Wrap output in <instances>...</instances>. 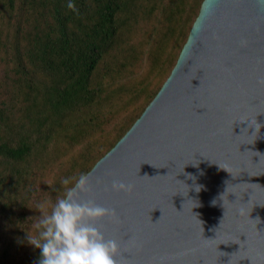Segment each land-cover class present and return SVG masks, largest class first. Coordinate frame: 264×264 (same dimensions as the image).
Returning <instances> with one entry per match:
<instances>
[{
	"label": "water",
	"instance_id": "water-1",
	"mask_svg": "<svg viewBox=\"0 0 264 264\" xmlns=\"http://www.w3.org/2000/svg\"><path fill=\"white\" fill-rule=\"evenodd\" d=\"M259 80L264 0H202L167 78L85 174L82 199L119 218L95 224L117 264H264Z\"/></svg>",
	"mask_w": 264,
	"mask_h": 264
},
{
	"label": "trees",
	"instance_id": "trees-1",
	"mask_svg": "<svg viewBox=\"0 0 264 264\" xmlns=\"http://www.w3.org/2000/svg\"><path fill=\"white\" fill-rule=\"evenodd\" d=\"M16 1L0 0V7H6L10 14L14 11L13 4ZM201 2L202 0H18L19 15L30 10L34 19L30 26L23 25L25 19L17 18L13 22L14 41L7 45L6 50L12 64L10 81L24 91L23 102L31 111L25 106L30 114L26 115L25 127L24 124H17L21 121L13 124L8 113L0 108V158L17 163L25 161L34 149H45L49 142L55 141V153L64 145L69 148L71 145L81 144L82 139L106 119L105 114L99 113L101 109L109 107L112 95L108 86L110 84H104L101 76L112 80L118 69L122 68L123 62L115 68L109 64H113L125 51V47L122 48L125 43L122 37L132 36L138 26L152 21L149 25L154 26L146 28L147 33L138 40L139 45L145 48L144 51L149 50L148 66L142 69L135 67V74L127 84L121 82L116 86L112 85L115 95L124 94L126 98L129 97L127 100L131 98V102L135 103H139L138 98L144 100L127 121L120 123L103 152L95 157L89 152L81 153L78 162H71L73 169L79 167L77 175L67 187L73 186L80 175L86 174L119 140L156 94L177 59ZM69 4H73L75 8L70 9ZM24 5H28V8L24 9ZM8 19L10 21L11 16ZM172 38L175 44L164 51L167 39L170 41ZM162 56L165 57L163 60ZM101 69L103 73L99 72ZM151 72L157 74L154 78L161 75L164 80L162 78L156 86L148 84L143 76L144 73ZM38 104L41 108L37 107ZM39 109L45 111L41 112ZM83 163L87 164L83 166ZM1 179L0 176V186ZM62 195L63 192L60 196ZM12 206L15 204L10 200L0 199V220L7 222ZM25 233L22 223L20 228L14 227L15 241L20 247ZM1 239L6 241L0 231V264H9V247L12 242L6 241L3 244ZM39 256L40 250L33 247L24 255V264H38Z\"/></svg>",
	"mask_w": 264,
	"mask_h": 264
},
{
	"label": "rangeland",
	"instance_id": "rangeland-1",
	"mask_svg": "<svg viewBox=\"0 0 264 264\" xmlns=\"http://www.w3.org/2000/svg\"><path fill=\"white\" fill-rule=\"evenodd\" d=\"M18 4L17 0L13 4L14 11L10 14L6 7H0L2 10H0V108H3L8 113V117L13 124L16 121H21L17 124H24L26 127V115L29 113L25 110V106L27 110L29 106L23 102L25 100L24 91L10 81L12 77L10 72L12 64L10 63V56L7 54L8 51L6 48L8 44L14 41L12 33L13 22L17 21V18L25 19L26 21L23 25L30 26L34 18L30 15V10L20 16L17 10ZM27 8L28 5H24V9ZM183 9L188 10L186 8ZM9 16H11L10 21L8 19ZM148 22L149 24L152 23V21ZM149 24L142 23L132 36L122 37L125 40V43L122 44V48L125 47V51L118 56L116 61H113L114 66L109 62L113 68L123 62L122 68L118 69L117 75L113 76L112 80L103 77V75L101 76L104 84H110L108 86L112 95L109 107L106 110L105 108L101 109L99 113L100 115L105 114L106 119L104 118L105 120L103 119L104 121L94 131L86 135L82 139L81 144L71 145L69 148H65L66 145H64L59 152L55 153L54 148L57 147V145H54L55 141L49 142L45 149H34L25 161L17 163L8 162L0 158V176L2 178L0 199L3 201L6 198L12 204H15V206H12L11 212L7 215V222L0 220V231L2 235L6 237L7 242H12L9 247L11 254L9 264H24V255L34 247L28 242L26 233L34 235L36 232L35 226L40 219L37 205L47 198L50 202V210L51 204L55 203L66 187L62 183L63 180L69 179L71 181L78 173L79 167L73 169L71 162H78L81 153L89 152L88 154H92L95 157L98 153L103 152L106 149L105 146L111 142L116 130L119 129L120 123L127 121L129 116L137 111V107L144 100L143 98H138L139 103H135L131 102V98L127 100L129 97L126 98L124 94L115 95L112 85L116 86L117 83L121 82L127 84L130 81V77L135 74V67L142 69L144 66L145 68L148 66L149 50L144 51L145 48L139 45L138 40L145 36L147 33L145 31L146 28L154 26L153 24ZM131 29L134 30L133 28ZM166 43L167 46L164 51L169 50L175 44V40L173 38L170 41L167 39ZM162 57L161 59L163 60L165 57ZM99 72L103 73V70L101 69ZM139 72L141 71L139 70ZM155 75H157L155 72L144 73L143 77H146L148 84L156 86L163 77L158 75L154 78ZM125 87L128 88V86ZM37 107L41 108L39 104ZM39 110L41 112L45 111V109ZM28 111H31V109ZM40 152L44 153L39 154ZM54 154L57 156H54ZM86 164L83 163V166ZM20 223L23 224L26 232L22 237L23 245L21 247L15 241L16 235L14 234V227L17 226L20 228ZM1 241L3 244L7 243L5 240L1 239Z\"/></svg>",
	"mask_w": 264,
	"mask_h": 264
},
{
	"label": "clouds",
	"instance_id": "clouds-1",
	"mask_svg": "<svg viewBox=\"0 0 264 264\" xmlns=\"http://www.w3.org/2000/svg\"><path fill=\"white\" fill-rule=\"evenodd\" d=\"M68 7L75 8L73 4ZM258 83L264 86V80ZM62 183L66 186L63 195L51 204L50 210L47 198L37 205L40 219L35 234L26 233L28 242L40 250L38 264H117L118 243L106 240L95 226L105 217L119 222L115 210L82 199L84 193L91 191L87 175L81 174L71 187H67L69 179ZM111 189L128 194L133 186L114 180Z\"/></svg>",
	"mask_w": 264,
	"mask_h": 264
}]
</instances>
